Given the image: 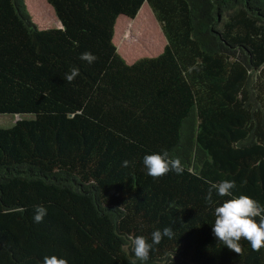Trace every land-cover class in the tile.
<instances>
[{
    "label": "trees",
    "instance_id": "16d2710c",
    "mask_svg": "<svg viewBox=\"0 0 264 264\" xmlns=\"http://www.w3.org/2000/svg\"><path fill=\"white\" fill-rule=\"evenodd\" d=\"M44 6L61 27H39L25 0H0V114L20 116L0 126V264H132L131 238L151 243L165 227L174 236L147 264H264V248L242 239L239 255L212 230L227 199L264 206V0ZM120 16L146 35L131 62L114 43ZM165 150L185 171L153 179L143 157ZM205 180L236 187L208 205Z\"/></svg>",
    "mask_w": 264,
    "mask_h": 264
},
{
    "label": "clouds",
    "instance_id": "9594fccd",
    "mask_svg": "<svg viewBox=\"0 0 264 264\" xmlns=\"http://www.w3.org/2000/svg\"><path fill=\"white\" fill-rule=\"evenodd\" d=\"M80 59L92 64L98 58L91 52H84L81 54ZM79 74L78 68H73L70 74H66L65 79L71 83ZM130 163V161L125 160L122 166L128 167ZM143 164L147 169V174L153 179H159L170 171L175 172L177 175H181L185 171L180 159L169 158V153L166 150L162 153L145 155ZM205 183L209 185L205 197L208 205L214 203V192L220 197H231L232 190L236 187L235 181L229 180L220 182L205 180ZM46 215V207L43 205L36 206L33 217L34 222L42 223ZM214 216L213 234L229 250L241 255L243 249L240 241L242 239L250 243L253 251H260L261 248H264V206H261L258 201L247 195L227 199L214 208ZM256 218H259V221ZM173 236L174 232L171 227H165L162 231L159 229L154 231L151 235V243L143 235L133 236L131 243L135 259L132 264H137V261L140 264H147L153 246L159 245L165 237L171 239ZM43 264H68V262L66 259L57 258L53 255L51 257L45 256Z\"/></svg>",
    "mask_w": 264,
    "mask_h": 264
},
{
    "label": "rangeland",
    "instance_id": "374dc122",
    "mask_svg": "<svg viewBox=\"0 0 264 264\" xmlns=\"http://www.w3.org/2000/svg\"><path fill=\"white\" fill-rule=\"evenodd\" d=\"M25 1H26L27 9L33 21L38 23L37 25L39 27H48V26L59 27V22L56 19V17H55L56 20H53V17H49V16L46 17L45 14L48 11L47 8H45L44 6V0H25ZM39 13H41V15ZM41 22H44V24H41ZM114 43L117 47V51L122 56L124 49L127 47L132 48L134 46H140V48L144 49V47L147 46L146 35L143 32V30L138 26L137 19L136 20L127 19V18L118 19L115 26ZM161 49L162 46L161 48L160 47L158 48L157 52L160 51ZM147 55H152V54H147ZM18 118H20L19 115L0 114V126H9L12 123H14Z\"/></svg>",
    "mask_w": 264,
    "mask_h": 264
},
{
    "label": "crops",
    "instance_id": "0c3cea01",
    "mask_svg": "<svg viewBox=\"0 0 264 264\" xmlns=\"http://www.w3.org/2000/svg\"><path fill=\"white\" fill-rule=\"evenodd\" d=\"M119 18H123V19H126L127 17H124V16H120ZM118 18V19H119ZM118 19H117V21H118ZM127 19H129V18H127ZM59 22V21H58ZM60 23V22H59ZM41 24H44V22H41ZM156 24V26H157V23H155ZM59 27H61V23L59 24ZM157 29H158V32H159V34H160V31H159V28H158V26H157ZM115 33V32H114ZM161 43H160V45H159V47L161 46V44H163L164 43V39L161 37ZM158 47V48H159ZM128 48L129 47H127V48H125L124 49V51H123V57L127 60V61H129V62H131V61H133L134 59H136V58H138V57H140V55L139 56H128V53L126 52L127 50H128Z\"/></svg>",
    "mask_w": 264,
    "mask_h": 264
}]
</instances>
